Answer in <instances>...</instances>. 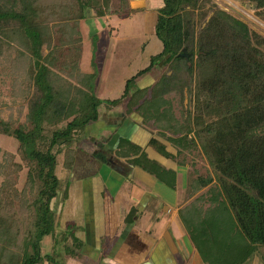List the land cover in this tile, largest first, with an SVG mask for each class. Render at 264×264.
Segmentation results:
<instances>
[{
  "label": "trees",
  "instance_id": "trees-1",
  "mask_svg": "<svg viewBox=\"0 0 264 264\" xmlns=\"http://www.w3.org/2000/svg\"><path fill=\"white\" fill-rule=\"evenodd\" d=\"M252 1L264 16V0ZM21 2L20 10L13 6L14 3L0 9V57L10 46L9 41L18 40L24 45L25 39L28 40L29 59L31 57L34 70H37L34 79L43 87L45 95L35 112L32 130L0 125L1 133L19 142L18 153L8 154L11 161L0 168V173L5 175L0 183V264H41L45 261L65 264L57 250L61 240L70 241L65 245L66 254L78 258L84 256V242L70 226L63 230L60 239L56 235V211L52 201L61 188L57 168L62 164L63 168L72 169L77 148L75 141L84 136L97 140L89 129L102 119L99 107L103 100L92 94L85 108L68 119L62 128L50 130L43 123L48 109L56 115H64L67 106L53 97L44 70H38L45 31L38 21L40 8L43 6L50 15L68 16L78 5L79 16H85L90 7L97 16H108L123 13L128 1ZM201 3V0H164L157 10L155 23V34L162 41V50L152 56L147 67L128 78L120 99L108 103L113 106L125 102L126 115H140L143 124L152 132L147 146L181 165L184 163L177 159L180 152L191 151L196 143L202 145L217 169V177H188V198L208 189L206 195L199 194L180 209L181 221L205 264H246L259 247H264V38L257 36V44L251 42L249 26L218 9L203 33L217 45H224L222 50L218 46L208 49L206 42L198 40L194 17V10ZM50 6L51 12L48 11ZM164 59L168 68L162 76L151 85L139 87L138 81ZM196 72L199 85L207 94L204 106L209 108L212 117L205 125L200 116L195 122L198 128L193 129L188 121L175 117L168 95L173 92L182 95L186 88L191 91ZM154 129L158 133H154ZM156 135L169 142L176 152H171ZM144 151L142 146L123 136L115 149H108L116 158L139 166L175 189L176 175ZM25 169V185L18 189L17 178ZM202 201H208L209 205L205 207ZM137 210L135 207L128 214V223ZM47 237L54 240L52 256L50 252L43 253L42 243Z\"/></svg>",
  "mask_w": 264,
  "mask_h": 264
},
{
  "label": "rangeland",
  "instance_id": "rangeland-1",
  "mask_svg": "<svg viewBox=\"0 0 264 264\" xmlns=\"http://www.w3.org/2000/svg\"><path fill=\"white\" fill-rule=\"evenodd\" d=\"M127 1L128 8L123 13L108 16H97L95 10L91 7L85 12V16H79L80 10L77 3V6L69 12L68 16L50 15L41 6V15L38 21L45 31L40 56L41 65L38 70H44L43 72L53 97L67 106L64 115H56L49 109L48 112L46 111L43 123L50 130L64 127L68 119L85 108L92 94L103 100L99 107L101 115L108 113L106 116H111L124 112L125 102L111 106L108 101L120 99L128 78L147 67L152 56L162 50L163 44L161 39L155 34V18H151L150 11L151 9L152 11L158 10L159 5H162L164 0H146L142 7L130 5L129 0ZM201 1V5L194 10V17L198 30V40L199 42H206L208 49L216 46L220 47L219 49L221 50L223 49L222 46L224 44L222 46L217 45L209 35L203 33V28L211 22L218 9L244 21L252 32L251 42L257 44V36L264 38V16L260 9L256 10L252 0ZM11 5L17 10L22 8L21 0H0V9ZM51 10L52 7L50 6L48 11L51 12ZM9 42L10 46L5 50V54L0 57V125L4 128H19L30 131L34 128L35 112L41 105L45 92L43 87H40L34 79L37 70L36 68L34 70L31 57L29 59V55L31 56L29 41L25 39L24 45L18 40ZM257 46L259 47V45ZM230 48L228 46V49ZM167 68L168 66L165 64L164 59L155 69L146 74L149 75L153 72V74H150L152 78L148 81L153 83L154 80H158ZM199 81L200 79L196 72L191 91L186 88L182 95L179 92H173L168 95L172 102L175 117L180 121H188L193 129L198 128L199 125H195V122L198 121L200 116H203L205 125L211 122L212 117L211 111L207 110L209 108L204 106L206 105L207 94L200 87ZM185 118L188 119L185 120ZM111 120L113 121V119ZM91 129L90 127L89 133L96 135L95 130ZM154 133H158V131L154 129ZM126 134V132L119 135L116 134L113 141H116L119 136H126ZM97 137L101 139L100 135H97ZM97 144L99 147L103 145L100 140L93 141L90 137L85 136L74 142V145L80 150L88 151L87 153H92L96 157H107L108 155L101 151ZM105 146L108 147L109 145ZM18 148L19 142L15 137L0 132V168L9 164L11 159L9 160L8 154L18 153ZM96 148L99 151L92 152L91 149L95 150ZM172 149L176 152L174 147ZM180 153L182 154L178 155L177 159L182 160L184 163L183 167H180L181 170L183 169L184 178L190 175L191 177L212 175L216 179L217 169L202 149L200 143H196L191 151ZM57 169L62 179L61 188L58 191V195L53 199L52 206L56 211V235L60 239L63 230H66L64 227L67 222L64 218L65 216L61 215V212H63L61 211L64 204L63 201L65 200L64 195H66V184L68 180L73 182L77 173L75 170L72 172L63 168L62 164ZM26 172L27 170L25 169L19 173L16 181L18 189H22L25 185ZM141 173L149 177L151 181H154L155 185H158V191L162 192V196H166V193H172L177 195L179 199L182 198V203L194 200L199 194L206 195L208 189L205 188L188 199V197H184L186 181L181 175H179V185L174 190L160 183L149 174L143 171ZM13 176L17 177L16 174H13ZM113 176L111 177L110 175L111 178ZM4 178L5 175L1 172L0 183ZM6 194L9 193L6 192ZM15 203H17V200L14 201V205ZM86 203V205H90V201H86ZM202 204L207 207L209 202L202 201ZM155 208V211L145 214V225H150L161 232L164 229L165 237L171 239L179 237L183 243H187L189 241L188 234L179 224L174 226L175 230L164 228L167 223L165 205L159 201ZM156 216L160 217L158 224L155 220ZM68 244H70V241L61 240V244L58 245L57 250L59 251L60 259L61 257L63 259L66 258L65 245ZM53 245V238H45L42 243L43 253L50 252L51 256L54 255L51 252L54 248ZM263 259L264 247L261 246L254 257L246 264H264ZM46 263L45 261L41 264Z\"/></svg>",
  "mask_w": 264,
  "mask_h": 264
},
{
  "label": "crops",
  "instance_id": "crops-1",
  "mask_svg": "<svg viewBox=\"0 0 264 264\" xmlns=\"http://www.w3.org/2000/svg\"><path fill=\"white\" fill-rule=\"evenodd\" d=\"M145 1L129 0L130 5L138 7L144 6ZM157 13V10L150 11L151 18H155L154 23L157 20ZM150 74L138 81L139 87H145L157 81L154 80L153 83L148 81L152 78ZM106 114L101 115L102 119L92 126L91 130H95V137L101 136V139L98 137L97 139L103 145L99 147L97 144V146L108 156L100 158L76 148L74 164L70 169L72 172L75 170L77 176L73 182L68 180L66 184L68 188L65 189L66 195H64L61 215L65 216L67 221L64 229L70 226L76 236L84 242L82 249L84 256L78 258L66 255L65 264H205L188 233L189 241L183 243L179 237L175 239L165 237L164 229L161 232L144 223L145 214L155 211L160 201L167 210V223L164 228L175 230L174 226L179 224L186 231L179 211L191 201L182 203V198L179 199L172 193L162 196V192L158 191V185H155L149 177L142 175L141 171L159 181L155 176L139 166L130 164L125 159L116 158L108 152V149H115L117 146L121 136L113 141L116 134L126 132V136L123 137L142 146L149 158L167 167L176 175V188L181 175L186 181L187 189L189 176L184 178L183 169L180 168L182 165L147 146L153 134L143 124L140 115L135 113L126 115L125 112L118 115L109 113L111 116ZM156 136L167 144L171 152L175 153L169 142ZM91 150L96 152L98 149ZM110 175L111 177L114 175L113 178ZM186 189L184 197H187ZM86 201H90L89 206L86 205ZM135 207L138 210L133 220L128 223L126 217ZM171 207H173L172 210H170ZM159 219V216L155 217L157 224ZM46 262L51 264L49 261Z\"/></svg>",
  "mask_w": 264,
  "mask_h": 264
},
{
  "label": "water",
  "instance_id": "water-1",
  "mask_svg": "<svg viewBox=\"0 0 264 264\" xmlns=\"http://www.w3.org/2000/svg\"><path fill=\"white\" fill-rule=\"evenodd\" d=\"M183 55V54H182ZM186 57H188V55H185Z\"/></svg>",
  "mask_w": 264,
  "mask_h": 264
}]
</instances>
